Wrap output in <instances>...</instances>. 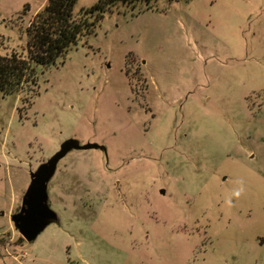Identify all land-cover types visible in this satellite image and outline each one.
<instances>
[{
    "label": "rangeland",
    "instance_id": "obj_1",
    "mask_svg": "<svg viewBox=\"0 0 264 264\" xmlns=\"http://www.w3.org/2000/svg\"><path fill=\"white\" fill-rule=\"evenodd\" d=\"M47 3L0 0L2 54ZM68 140L102 149L59 162L58 222L22 241L31 173ZM0 264H264V0H118L0 93Z\"/></svg>",
    "mask_w": 264,
    "mask_h": 264
},
{
    "label": "trees",
    "instance_id": "obj_2",
    "mask_svg": "<svg viewBox=\"0 0 264 264\" xmlns=\"http://www.w3.org/2000/svg\"><path fill=\"white\" fill-rule=\"evenodd\" d=\"M117 1L100 0L91 9L75 12L77 0H48L26 30L27 48L5 54L0 51V93L20 94L36 87L38 68L56 66L70 48L95 32L106 9Z\"/></svg>",
    "mask_w": 264,
    "mask_h": 264
},
{
    "label": "water",
    "instance_id": "obj_3",
    "mask_svg": "<svg viewBox=\"0 0 264 264\" xmlns=\"http://www.w3.org/2000/svg\"><path fill=\"white\" fill-rule=\"evenodd\" d=\"M90 149L102 147L96 144L80 145L75 140H68L46 163L31 173V182L23 197L21 209L11 218L26 242H34L49 225L58 222L56 213L48 203V184L55 175L59 162L73 150Z\"/></svg>",
    "mask_w": 264,
    "mask_h": 264
},
{
    "label": "crops",
    "instance_id": "obj_4",
    "mask_svg": "<svg viewBox=\"0 0 264 264\" xmlns=\"http://www.w3.org/2000/svg\"><path fill=\"white\" fill-rule=\"evenodd\" d=\"M15 209V208H14ZM14 211V210H13ZM12 210H11V213L13 212Z\"/></svg>",
    "mask_w": 264,
    "mask_h": 264
}]
</instances>
